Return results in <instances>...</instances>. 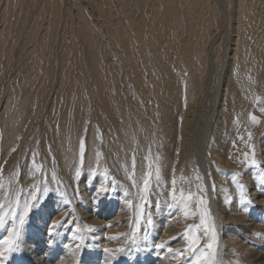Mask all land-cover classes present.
<instances>
[{
	"label": "bare ground",
	"instance_id": "1",
	"mask_svg": "<svg viewBox=\"0 0 264 264\" xmlns=\"http://www.w3.org/2000/svg\"><path fill=\"white\" fill-rule=\"evenodd\" d=\"M33 1L0 0V72L5 51L8 52L5 67L8 68L13 61V29L15 32L27 31L24 24L27 16H31L33 23L27 31L28 37L23 36L22 39L25 44H33L34 52L29 65L18 66L17 72L21 71V76L17 82L15 80L8 85L4 93L5 105L0 115L2 152L11 150V146H15L17 139L21 138L25 130L23 126L30 120L33 107H39L40 91L48 83H53L51 86L56 89L49 116L55 111L60 112V118L63 114H68L69 118L66 124L60 122L62 126L56 122L59 126L51 127L52 134H46L56 152L61 171L71 166L83 139L87 148V168L89 165L91 168L94 162L104 161L106 157L108 168L113 164L117 171L126 174L123 167L129 168L135 158L137 164L134 165L138 168L139 157L143 158L142 154L149 151L156 163L164 167L167 161H171L170 155L175 148L172 145L182 142L183 165L186 164V169L190 166L192 145L196 165L201 170L204 161H207V144L212 132L210 120L215 118L216 112H219L216 122H221L223 127L225 120H220L222 116L232 123L233 117L241 116L245 110V116L257 115L261 111V102H264V0H72L74 5L70 2L67 7L65 3L62 5L63 0L59 5L57 0H44L43 6L32 16L30 7ZM20 16L21 24L17 21ZM60 46L64 51L63 58H59L57 51ZM56 62H64L66 66L58 65V74L53 67ZM213 80H216L214 104H218L219 109L216 108L207 118L199 142L192 136L195 131L191 123L200 118ZM220 99L222 103L219 105ZM45 104L42 110L47 108ZM245 116L243 114L244 119L247 118ZM177 135L182 137V141L177 139ZM38 148L44 153L43 147ZM214 148L212 143L210 155L215 163L231 167L232 162L224 159ZM259 150L264 156V141ZM152 154H148V158ZM31 165L26 162V174ZM152 165L154 167V163ZM49 170L52 172V169ZM217 174L215 182L222 189L225 180L219 179ZM243 182L246 187L252 188L255 205L261 206H255L248 217L236 198L232 204L225 203L221 196L223 190L218 189L221 191L217 199L213 193L210 195L209 213L215 217L219 232L215 257L218 264H237L230 251L238 247L246 252V264H264V242L260 240L264 239V213L261 212L264 210V189L251 174ZM81 189L79 202H73L70 207L65 200L50 202L44 210L36 211L29 220L30 225L21 231V241L29 250L32 264H47L45 260L50 257L54 264H75V248L80 249L78 243L81 240L85 241L84 249L98 248L92 256L95 264H112L115 259L113 254L104 250L108 247H111L110 250L117 249L124 243L136 249L134 253L137 255L147 252L150 240L144 236L149 230L141 231L139 241L144 239V242L137 244V240L131 241L132 230L139 226V219L128 218L129 212H125L122 203L118 210L114 203L96 208L99 189ZM89 199L92 206L88 203ZM118 200L120 202V198ZM49 217L51 222L46 228L44 223ZM58 222L63 223L52 229L51 226ZM168 222V217L157 215L154 229L149 231L153 233L156 244L169 241L167 238L172 232ZM225 224L231 226L224 227ZM234 224L240 225V230L249 232L245 236L246 243L234 237ZM50 230L53 233L51 236ZM5 233L0 231V240ZM42 235L47 236L52 248L45 245L46 249H40L38 243L35 245ZM195 235L192 233V236ZM65 238V246L59 250L58 245ZM179 239V243L184 245L185 239ZM94 243L100 246L94 247ZM21 250L6 251L4 255L0 252V264H26L21 259ZM202 256H207L205 251ZM161 263L160 259L157 264Z\"/></svg>",
	"mask_w": 264,
	"mask_h": 264
},
{
	"label": "rangeland",
	"instance_id": "2",
	"mask_svg": "<svg viewBox=\"0 0 264 264\" xmlns=\"http://www.w3.org/2000/svg\"><path fill=\"white\" fill-rule=\"evenodd\" d=\"M60 1L61 0H57V5H59ZM64 3L66 7L69 6L67 5V3L74 5L73 4L74 2L72 0H63L62 3L63 6ZM42 4H44V0H34L32 6L30 7L31 15L33 12L34 13L38 12L39 9L43 6ZM34 13L32 16H34ZM65 14H67L66 11ZM88 18H90V16H88ZM21 19L22 16H20L17 20L19 21L20 24L22 22ZM24 21H25L24 22L25 28L28 31L29 27L33 23V20L31 16H27L25 17ZM43 23L44 21L42 22V25ZM18 27H20V25ZM13 31L14 32L12 36L14 37L13 38L14 46H12L13 53H11L13 61L10 62L8 68L5 67V60L8 55V52L6 51L5 53H3V59L1 61L2 71L0 72V113L4 109V105H5L4 93L6 91L7 86L12 84L13 81L15 80H16L15 82H17L18 81L17 79L21 76L20 74L21 71L17 72V70L20 68L18 66L24 64L29 65L34 54L33 44L32 43L25 44L22 39L23 36L28 37L27 31L21 32V30L19 31L16 30L17 32H15V29H13ZM20 35L21 37H19ZM62 50L63 49L61 46H60V50L59 47L57 48V51L59 53V58H63L64 51ZM58 65L60 66L62 65L64 68H66L64 62L63 63L56 62L53 67H55L57 74L60 71L58 69L59 68ZM10 66H12L13 68H11ZM11 69L14 72H11L12 71ZM215 82L216 80L215 81L213 80L212 83L210 84L211 87L209 86L210 94L206 99V103L203 107L204 110L200 114V118H195V121L193 120V122L191 123L192 124L191 128L192 130L195 131L192 136L197 141H199V139L201 138L200 135L201 133H203L202 132L204 129L203 127L207 122V118L210 115H212L213 111H215L216 108L219 109L217 107L218 104H216L215 106L214 98H213V94L216 88ZM52 84L53 83H48L46 87L43 86L44 88L41 89L40 96L42 98L38 100L39 107L38 109L36 107H33L32 116L30 120H27V122L23 126V129L25 130L22 132L23 133L21 136L22 139L21 138L17 139L18 142L16 141L15 146L13 145L11 146V148L13 147L12 149L10 148L11 150L3 149L4 151L2 152V150L0 149L2 152L0 153V204L3 205V207L0 208V214H7L5 216L4 224L0 226V231L4 230L7 233V234L6 233L3 234L0 240L1 245H3V247L0 248V252L3 255L7 253L6 252L7 245L4 247L3 240L6 236L9 235V228L13 227V223H12L13 218L11 215L12 209H15L17 212L16 225L18 227H21L19 226L18 223V215L23 211L25 201L31 198V193L33 191L37 193L39 199L33 202L34 206L29 211V214L25 218V223L21 227V231L26 230V227L30 225L29 220L34 216V213L39 210H44L47 207V204H49L50 202H60V201L64 202L65 200V204H68V206L70 207L73 202L77 203L79 202V199L82 198L81 188L84 189L97 188L99 189V192L101 189H106V191L103 192V194L99 195L96 208L100 209L102 207H105L106 204L108 205L110 203H114L115 209L118 210V207L122 203L125 212H129L128 218H132L135 220L136 217L137 219H139V226L135 230H132L133 234L131 237V241L135 239L137 240L136 242L137 244L144 242V239L139 241V238H141L142 235L141 231L144 229L152 231L154 229L153 223L156 221L157 215L161 218L163 216L165 218L168 217L169 222L167 223V225H171L172 234H170V237L167 238L169 240L168 242L162 241L156 244V240H154V236H152L153 233L151 232L149 233V231L148 232L146 231L147 236L144 237L148 238V241L150 240L149 241L150 245L148 246L149 249L147 250V252L142 251L137 255L134 253L136 249L129 248L128 243L118 245L117 249L112 248L110 253H112L113 257L115 258L112 264H157L160 259L162 263L164 261L167 264H218L215 260V257H216V249L219 244L218 241L219 232L217 231V224L215 223V217L211 216V214L209 213V205H210L209 200L211 199L210 195L211 193H213L214 197L217 199L218 196L220 195V191L223 190L222 191L223 194H221V196L226 200L225 203L232 204L233 201L235 202L234 198H236L237 203L238 201L241 202V195L243 194L246 200L251 201V203H246V204L241 203L242 211L247 212L245 214L247 215V217L250 216L249 215L250 212H253L254 207L257 206L255 205L256 203L254 197L251 194V192L253 193L252 188L249 186L246 187L243 180L247 179L248 176L251 174L252 178L254 179L257 178L260 188L264 189V182H262L260 179L261 176L264 175V168H263L264 156L261 153H259L260 151L259 147H261L262 141H264V111H260V113H258L257 115L248 114V116H245V111H246L245 110L244 112L241 113V116L239 115L238 117L237 116L233 117L231 121H233L234 123L230 122L231 125L230 123H228L227 118L224 119L222 116L220 120L221 121L225 120L224 121L225 125L223 127H221L222 126L221 122H216V116L219 114V112H216L214 116L215 118H213V120L212 119L210 120V122L212 121L211 122L212 132L209 135L210 140L209 143L207 144V152H206L207 161H204V166L202 167L201 170H199L196 165L195 155L193 152L194 146L192 145L190 146V152H189L190 166L188 165L189 167H187L186 169L185 167L186 164L184 163L183 165L182 155L180 152L182 150V144H181L182 142L180 143L181 146L179 144L178 145L176 144V146L175 144L172 145L173 148L175 147L176 149L174 148L173 154L170 155L171 161H167L165 163V166L163 165L164 167L156 163L154 155L148 149V151L152 155H149L148 158V154L150 153L145 152L147 154L143 153L142 154L144 156L143 158H141V156L139 157V159H141V161L139 160L140 161L138 167L139 169L137 168V166L134 165L137 164V159L134 158L133 161L136 160L135 163L133 161L131 163V166L133 168L129 164L130 166L129 168L132 170H130L128 167L127 168L123 167L124 168L123 171H125L124 173L126 174H122L120 170L117 171L118 168L113 164L111 165L109 163L111 167L108 168L109 165L105 164V162H107L105 157L106 155L104 156L105 160L100 161L101 163L103 162L102 163L103 165L100 162H94L91 164L93 168L92 167L90 168V165L87 168L86 165L88 164H87V159L85 157L87 153L86 152L87 148L85 146L86 144L83 139L81 141L82 143H84L83 145L85 147L83 153L81 152V147H79L81 146V144H79L78 146L79 149H77L73 161L75 163L72 162L71 166L68 168L70 169L69 171L68 169L67 170L64 169L65 172L63 174L64 170L61 171L58 158L55 154L56 152H54V150L52 149V144L49 142L50 138L46 134L47 133L52 134L51 131L52 128L53 127L56 128L59 126L57 124L58 122L59 123L62 122L63 124L64 123L66 124L69 118H68V114H63L61 118L65 117V119L67 120L61 119L58 114L60 112H55L54 110L52 111H54L55 114L52 115L51 113L53 112H50V116L51 115L52 116L51 117L49 116V110L54 105V102L53 101L51 102V99L53 96L55 97L56 94L55 91L56 89H54L51 86ZM46 102L47 104H45ZM220 102L222 103V99H220L219 105ZM43 104H45V107H47L46 109H43L44 111L42 110ZM261 105H263L261 106V110H262L264 109V102L263 103L261 102ZM243 114L245 117H247L246 119L243 118ZM0 115H2V113ZM58 116L59 118H57ZM253 116L258 117V119L256 118L255 122L250 118ZM59 119H61L62 121ZM250 120L253 122H251ZM55 123L57 124V126ZM62 123H60L61 124L60 126L63 125ZM89 123L90 122H88L86 125L87 128L89 126ZM251 125L253 127H251ZM254 125H256V127ZM177 139L182 141V137L180 135H177ZM0 140H1V134H0ZM212 143L216 147L214 148L215 151L218 149V152L222 154L224 159L232 162L231 167L225 168L223 165H219L215 163V161L210 155V151H211L210 146L212 145ZM37 146L43 147L44 153H42L40 148H38ZM13 149H15V151H13ZM150 156L153 157L151 158ZM24 159H26L27 161ZM252 160L256 161L255 165L251 163ZM152 161L154 163V167L152 165L153 164ZM26 162H30L33 164L30 166V170L27 172V174L24 171ZM43 164H45L44 167L46 168L43 167ZM72 165L74 167L76 166L77 169L75 167L73 170ZM49 169H52L51 170L52 172H50ZM41 170L43 171L42 173ZM44 170L46 171L48 170L47 172L49 173H46V171L44 173ZM77 170L80 171L79 176H76ZM87 170L89 173L87 172ZM112 170L113 172H111ZM136 170L138 171L141 170V171L137 172ZM140 172H142V174ZM216 174L220 176L219 179L225 180L222 189L219 185L217 186L216 184L218 180L216 178ZM127 175L131 177L128 178ZM123 176L124 178L122 179ZM69 177L72 181L73 180L74 181L72 182L69 179ZM126 178L128 179L126 180ZM145 179H148L147 187H145L144 185ZM190 179H192L191 182ZM68 181L71 182L72 184L71 183L69 184ZM173 181H175V184H173ZM210 184L212 185V190L210 189ZM81 185H83V187H81ZM45 188H47V191H44ZM66 191L67 193H65ZM181 193H183V196H181ZM69 197L72 199V201L70 200ZM119 198H120V202L118 200ZM88 203L91 204L92 200L89 199ZM169 205H172V207H169ZM257 207L260 208L261 206L258 205ZM185 210H187V212L189 213L188 216L184 215ZM261 212L264 213V210H261ZM219 214L221 215L220 210H219ZM223 215L224 213H222V216ZM112 217H115V215H113ZM202 217H204V220L207 222V224L214 226L215 243L212 249H208L207 245L212 241L213 232L211 230L208 231L207 233L205 232V223L202 222ZM50 219L51 218L49 217L47 221L44 223L46 225V228L49 227L50 225L49 224L51 222ZM149 220L151 221L150 223ZM33 221L36 222L37 220L34 219ZM226 226L230 227L231 225L225 224L224 227ZM233 227L234 228L232 231L233 234L235 235L234 237H238L239 239L242 240L243 243H246L245 236L249 235V232L243 229L240 230V225L238 224H234ZM225 229L226 228H223V230ZM192 233L196 235L192 236ZM221 233H223V231H221ZM179 237L185 239L184 245H181V243H179L180 241ZM66 239L67 238L63 239L58 245L59 250L62 249L63 246H65V243L67 241ZM260 240L264 242V239H260ZM193 241H196V243L193 244ZM28 242L29 240H27V245L30 244ZM84 242L85 241L81 240L78 243V245H80V249L75 248L77 252L75 264H95L92 256L96 251V249L98 248L84 249ZM37 243L40 249H46L45 245H47V248H52V244L51 243L48 244L47 236L45 235L40 236V240H38L37 238V242L35 243V245ZM19 244H20L19 248H22L21 259H24L26 264H32L33 260L30 259L29 250L26 248V245L23 244L21 238ZM158 244L163 245V247H161L160 249L157 248L156 245ZM96 246L98 247L100 245L94 243V247ZM252 246L250 245L251 248ZM108 249H111V247H108ZM118 249L119 251H117ZM169 249L172 250L171 253L169 252ZM202 249L203 251H201ZM204 251L207 254L206 257L202 256ZM167 252L169 253V255ZM230 253L232 254V256H234L233 259L236 258L235 262L237 264H241V263L246 264L245 260L247 259L246 256H244L246 255V252H242V249L240 247L231 250ZM58 255L59 253L57 254V256ZM160 256L162 257L160 258ZM83 257L84 260L82 262ZM45 263L54 264L52 257L47 258L45 260Z\"/></svg>",
	"mask_w": 264,
	"mask_h": 264
},
{
	"label": "snow or ice",
	"instance_id": "3",
	"mask_svg": "<svg viewBox=\"0 0 264 264\" xmlns=\"http://www.w3.org/2000/svg\"><path fill=\"white\" fill-rule=\"evenodd\" d=\"M261 111H264V109H262ZM251 119L255 122L256 121V117L253 116L251 117ZM13 151H15V149H13ZM84 151V145L83 143H81V152L83 153ZM251 163L253 165L256 164V161L255 160H252ZM80 175V171L77 170L76 172V176H79ZM261 181L264 182V175L261 176ZM173 184H175V181H173ZM144 185L145 187L148 186V179H145L144 181ZM44 191H47V188L44 189ZM106 189H101L100 190V194H103V192H105ZM181 196H183V193H181ZM39 199L37 193L35 191H33L31 193V198L29 200H26L25 201V204H24V209L21 213H19L18 215V223H19V226H23L24 223H25V218L27 217V215L29 214V211L32 209V207L34 206V201H37ZM241 203L242 204H246V203H251V201H248L246 200V198L243 196V194L241 195ZM3 205L0 204V208H2ZM169 207H172V205H169ZM188 212L187 210H185L184 212V215L185 216H188ZM7 214H0V226H2L5 222V216ZM11 215H12V223H13V227L9 230V235L6 236L3 240V243L5 245H7V248H6V251L11 253V252H15V251H18L19 250V247H20V244H19V241H20V238H21V227H18L16 225V218H17V212L15 209H12V212H11ZM151 221L149 220V223ZM202 222L205 223V232L207 233L208 231H212L213 232V235H212V241L210 243H208L207 247L208 249H212L213 248V245L215 243V233H214V226L212 225H209L207 224V222L204 220V217H202ZM59 223H63V222H58L57 225H52L51 228L52 229H55L57 226H59ZM53 233L52 231L50 230V233L49 235L51 236ZM196 241H193V244H195ZM157 248H161L163 247V245H156ZM105 252H109L111 251L110 249H105L104 250ZM119 251V249L117 250ZM172 250L169 249V252H171Z\"/></svg>",
	"mask_w": 264,
	"mask_h": 264
}]
</instances>
